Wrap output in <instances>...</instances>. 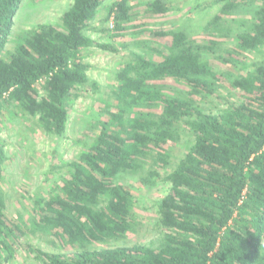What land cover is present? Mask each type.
<instances>
[{"label": "trees", "instance_id": "trees-1", "mask_svg": "<svg viewBox=\"0 0 264 264\" xmlns=\"http://www.w3.org/2000/svg\"><path fill=\"white\" fill-rule=\"evenodd\" d=\"M132 1L111 2L101 20L108 38L132 39L118 48L86 34L105 0H72L60 23L24 30L9 49L22 0H0V121L19 116L64 137L71 103L99 91L83 51H127L96 98L91 140L62 163L47 193L35 194L27 216L6 214L0 140V264H12L19 245L39 264H264V0H214L219 11L203 27L210 38L199 40L187 29L134 25ZM145 6L158 16L173 8ZM249 7L233 49L224 47L227 17ZM246 53L258 60L243 72ZM126 179L167 186L155 203L157 236L103 248L141 229ZM34 234L53 250L21 244Z\"/></svg>", "mask_w": 264, "mask_h": 264}, {"label": "rangeland", "instance_id": "rangeland-1", "mask_svg": "<svg viewBox=\"0 0 264 264\" xmlns=\"http://www.w3.org/2000/svg\"><path fill=\"white\" fill-rule=\"evenodd\" d=\"M113 1L115 0H105L86 34L96 43H109L118 48L122 39L128 41L130 36L110 39L104 35L102 29L105 28V24L101 23L107 6ZM148 1L150 0H133L131 2L134 5L132 10L135 14L134 25H141L149 31L161 28L187 29L190 36L195 40L210 38L204 33L203 27L218 13L221 6V4L213 3L214 0H167L173 8L165 15L158 16L146 11L145 5ZM71 3L72 0H22L14 18L7 47L12 49L15 46L16 36L23 34L24 30H34L41 24L55 25L60 23L61 15ZM252 10L253 7H249L233 17H227L231 31L226 33L224 38L219 39L223 42L224 47L233 49L236 34L245 29L241 20L248 21L252 17ZM134 30H138L137 26ZM126 54L127 51L124 50L117 54L104 52L96 46L83 51L82 59L90 66L87 74L92 81L98 84L99 91L84 92L71 103L67 130L62 138L46 135L39 127L31 124L25 118L3 115L0 121V140L4 142L7 159L3 167L4 184L2 192L5 197V210L8 217L17 213L27 216L31 211L32 203H34L35 194L47 193L50 184H52L51 181L66 171V168H63L65 167L64 162L66 163L77 156L83 148V144L91 140L93 130L89 128V124L95 121L93 113H95L98 105L96 98L103 97L104 92L108 90V84L113 81L117 65L125 59ZM238 58L244 65V68H239L243 72L250 70L253 63L258 60L255 53H246ZM210 62L213 66L224 69L219 61L210 59ZM222 95L227 101V93L222 92ZM235 99L234 92H232L228 101L232 102ZM228 101L227 103H229ZM227 103H222L221 107H225ZM185 139L182 140L183 143ZM179 149L184 150L182 144L172 152L177 153ZM53 167L55 169L51 170ZM123 182L136 195V213L141 222V229L137 233L126 234L123 239L116 243L101 245L103 248L130 246L135 243L148 244L157 236L155 203L165 194L167 186L159 182L157 186L145 189L129 179ZM25 243L46 251L53 250L46 239L38 234L22 238L21 244L24 245ZM96 247L100 248V244ZM32 257L26 255L23 246L19 245L16 258L12 264H39Z\"/></svg>", "mask_w": 264, "mask_h": 264}]
</instances>
